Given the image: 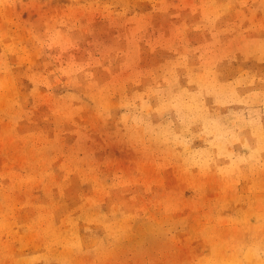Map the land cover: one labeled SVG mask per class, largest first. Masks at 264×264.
Wrapping results in <instances>:
<instances>
[{
    "label": "rangeland",
    "instance_id": "1",
    "mask_svg": "<svg viewBox=\"0 0 264 264\" xmlns=\"http://www.w3.org/2000/svg\"><path fill=\"white\" fill-rule=\"evenodd\" d=\"M0 264H264V0H0Z\"/></svg>",
    "mask_w": 264,
    "mask_h": 264
}]
</instances>
